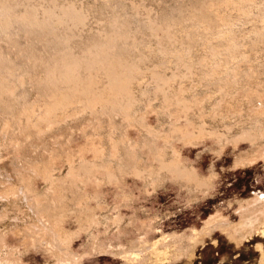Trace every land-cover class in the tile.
<instances>
[{"label": "rangeland", "instance_id": "obj_1", "mask_svg": "<svg viewBox=\"0 0 264 264\" xmlns=\"http://www.w3.org/2000/svg\"><path fill=\"white\" fill-rule=\"evenodd\" d=\"M223 2L0 0V192L5 196L10 184H20L32 194V211L14 195L0 198V264H264L263 206L258 210L261 202L253 203L259 202L255 195H264V157L259 156L264 138L252 145L242 133L252 109L264 103V0ZM228 20L235 25L227 27ZM219 32L229 33L238 48H228ZM111 71L129 87V100L124 91V97L115 95ZM69 72L76 82L68 80ZM73 83L101 90L107 103L97 101L92 109L73 99L56 111L58 117H41L52 100L50 91L67 92ZM166 91L185 96L193 122L226 134L222 142L208 135L194 143L179 141L173 122L184 120ZM107 98L117 103L112 107ZM100 145L103 157L97 156ZM172 148L193 175L164 167ZM79 155L98 164L86 169L78 164ZM239 156L253 162L235 165ZM106 159L114 176L100 165ZM48 172L55 182L45 177ZM216 212L230 226L200 231L203 219ZM36 214H45L54 229L72 233L69 245L53 249V236L37 228ZM82 223L87 227L81 229ZM171 233L181 236L184 247L190 242L186 254L176 257L174 246H162L172 242Z\"/></svg>", "mask_w": 264, "mask_h": 264}, {"label": "bare ground", "instance_id": "obj_2", "mask_svg": "<svg viewBox=\"0 0 264 264\" xmlns=\"http://www.w3.org/2000/svg\"><path fill=\"white\" fill-rule=\"evenodd\" d=\"M224 2L226 3V4H229L230 5V2H233V0H224ZM223 2V4L224 5H226L225 3ZM234 2H235V0H234ZM233 2V3H234ZM222 4V5H223ZM227 6V5H226ZM4 6H2V8H3ZM66 7V6H65ZM70 7V6H69ZM73 8V7H72ZM72 8H70V9H72ZM253 8V7H252ZM66 9V8H65ZM69 9V8H68ZM212 9V8H211ZM73 10V9H72ZM72 10H70V12H74V10L72 11ZM4 12H5V10H4ZM31 12H33V11H31ZM30 12V13H31ZM50 12V11H49ZM249 13L250 12H246V15L247 16H249ZM70 14V13H69ZM72 14V13H71ZM210 14V13H209ZM243 14H245V11H244V13ZM21 15V14H20ZM23 15V14H22ZM27 15V14H26ZM25 15V16H26ZM66 15V14H65ZM214 15V14H213ZM16 16V15H15ZM55 16V15H54ZM64 16V15H63ZM247 16H246V18H247ZM9 17V16H8ZM23 17V16H22ZM34 17V16H33ZM24 18V17H23ZM36 18V17H35ZM220 18V17H219ZM30 18H28V20H29ZM51 19V18H50ZM209 19H210V16H209ZM6 20H8L7 19V17H6ZM5 20V21H6ZM25 20H26V18H25ZM34 20V19H33ZM30 21V20H29ZM31 21H32V19H31ZM52 21V20H51ZM64 21V20H63ZM239 21V20H238ZM263 21H264V19H263ZM3 22V21H2ZM33 22V21H32ZM31 22V23H32ZM50 22V21H49ZM209 22V21H208ZM7 23V22H6ZM39 23V22H38ZM226 23L228 24V26L227 27H231L235 22H234V20H228V22L226 21ZM264 23V22H263ZM29 24V23H28ZM34 24V23H33ZM226 24V25H227ZM6 25V24H5ZM5 25H3V26H5ZM23 25V24H22ZM225 25V26H226ZM235 25V24H234ZM241 26V25H240ZM27 27V26H26ZM29 28V27H28ZM167 29V28H166ZM222 29V28H221ZM226 30V29H225ZM224 30V31H225ZM229 30H231V29H229ZM251 30V29H250ZM255 30V29H254ZM220 31V30H219ZM218 33V32H217ZM224 33V32H223ZM223 33H220L219 32V37H217V38H219L221 41L223 40V39H225L224 41L226 42V44H227V47L228 48H230V49H234V48H238L237 47V44L239 45V43H236L235 42V40L233 39V37H229L228 35H229V33H227V34H223ZM226 33V32H225ZM231 33V32H230ZM216 41V40H215ZM191 43V42H190ZM187 45H188V43H187ZM224 45V44H223ZM212 47V46H211ZM226 47V46H225ZM216 48V47H215ZM190 49V48H189ZM213 49V47L211 48V50ZM217 49H218V47H217ZM226 49V48H225ZM232 49V50H233ZM214 50V49H213ZM216 51V50H215ZM214 51V52H215ZM213 53V52H212ZM179 55H181V54H179ZM177 56H178V54H177ZM176 57V56H175ZM179 57V56H178ZM177 57V58H178ZM122 58V57H121ZM218 58V57H217ZM180 59H182L181 57H180ZM216 59V58H215ZM103 60H105V58L103 59ZM227 60V59H226ZM106 61V60H105ZM215 61H217L218 62V60H215ZM74 64H77V63H74ZM73 63H72V65H74ZM109 64V63H108ZM107 64V65H108ZM216 64V63H215ZM220 64V63H219ZM219 64H218V66H219ZM78 65H79V62H78ZM86 65H87V63H86ZM75 66V65H74ZM115 66V65H114ZM112 67H113V65H112ZM72 68V67H71ZM134 68V67H133ZM53 70V69H52ZM72 70V69H71ZM74 70V69H73ZM72 70V71H73ZM109 70V69H108ZM110 70H113V69H111L110 68ZM233 71V70H232ZM112 73H111V77H112V83L114 84L113 85V87H114V89H112V87H111V89L112 90H114L115 91V95H121L122 94V96L124 97V95H123V93L124 92H126L125 94L128 96L127 97V99L129 100L130 99V97H131V94H130V89H128V88H126L125 86L123 87V86H121L120 85V77L121 76H119V75H117L119 72H116L115 73V71H111ZM129 72V71H128ZM128 72H127V75L125 76V79H126V77L128 76V78H131L130 77V75L132 74V73H130V75H128ZM226 72V71H225ZM228 73V72H227ZM226 73V74H227ZM233 73H235L236 74V71L235 72H233ZM73 74V72L72 73H68V74H66V77L68 78V80L69 81H75V77H76V74H74V76L71 75ZM124 73L122 72L120 75H123ZM126 74V73H125ZM225 74V73H224ZM154 75H155V73H154ZM64 76V75H63ZM79 76V75H78ZM65 77V78H66ZM221 77H223V76H221ZM224 77H225V75H224ZM47 78V77H46ZM52 78H54V77H52ZM62 78H64V77H62ZM82 78V77H81ZM127 78V79H128ZM80 79V78H79ZM126 79V80H127ZM217 79V78H216ZM229 79V78H228ZM55 80V79H54ZM64 80H66V79H64ZM220 80V78L218 79V81ZM53 81V80H52ZM225 81H227V79L225 80ZM233 81V80H232ZM54 82V81H53ZM56 82V81H55ZM76 82V81H75ZM128 82V81H127ZM222 82H224V81H222ZM227 82H229V80L227 81ZM72 83V82H71ZM92 83V82H91ZM65 84V83H64ZM77 84V83H76ZM225 84V83H224ZM222 85V84H221ZM2 86V85H1ZM54 86V85H53ZM56 86V85H55ZM60 86V85H59ZM70 86V85H69ZM89 87H87V89H83V87L81 88V87H79V86H76L75 85V83H73V85L72 86H70L69 88H68V90L69 91H67V92H60V93H58L57 91V89L54 91V89H52L53 91L51 92L50 91V93H51V101H49L48 103H46V105H44V108H43V111L41 112V117H43V118H45V119H53L52 117H55V116H57L58 115V113L56 112V111H58V109L60 110V108L62 107H64L65 106V104L67 103V106H68V104L74 99H80L81 100V102H82V104L84 105L83 107H89V108H94V106H95V103H97V101H100V102H102L103 104H106L107 102L104 100V98H106V97H104L103 96V94H101V93H99V92H101V90L98 92L97 91V88H96V90L94 89V88H92L91 87V85L89 84L88 85ZM219 86H220V82H219ZM225 86V85H224ZM231 86V85H230ZM66 87V86H65ZM64 87V88H65ZM226 87H227V85H226ZM58 88V87H57ZM219 88V87H218ZM228 88V87H227ZM46 89V88H45ZM225 89V88H224ZM44 90V89H43ZM227 90V89H226ZM106 91V90H105ZM124 91V92H123ZM221 91V90H220ZM164 92V91H163ZM222 92H223V90H222ZM50 93H49V95L48 96H50ZM229 92L228 91H225V96L228 94ZM259 94V93H258ZM57 95V96H56ZM115 95H113L112 97H114ZM126 95H125V97H126ZM223 95V94H222ZM165 96H166V98L168 99V101H170L171 102V104H172V102H174V104L175 105H177V107H178V110H179V113L181 112L182 113V117H183V120H184V124H181L180 122H179V120L180 119H178V120H175V122H173L174 124V126H173V128H174V131H179L178 133H177V137L180 139L179 141H183V142H192V143H194V138H199V136H203V135H208V136H211V137H214V138H216V139H220V141L222 140L221 138L222 137H225L226 136V134H225V136L222 134L223 132H221V131H219V130H217V129H209L210 131L208 132V130H206V128H205V125H204V123L206 124V122H202V123H199V122H197L198 123V125H196V122H193V119H192V117L187 113V110L191 107V104H190V102H188L187 101V99H185V96L184 97H182V96H180L179 94H177V95H171V94H169V93H167V91H166V93H165ZM90 97H92L91 99H90ZM109 97V96H108ZM117 97V96H116ZM115 97V98H116ZM258 97V96H257ZM114 98V99H115ZM259 98H260V95H259ZM107 99H110V98H107ZM83 100V101H82ZM116 101H117V99H115ZM124 100V99H123ZM122 100V101H123ZM223 100V99H222ZM109 101V100H108ZM110 101L112 102L111 103V105L112 104H115V102H114V100H111L110 99ZM109 101V102H110ZM221 101V100H220ZM257 101H262L261 100V98H260V100L258 99ZM76 102V101H75ZM74 102V103H75ZM124 102V101H123ZM169 102V103H170ZM117 103V102H116ZM194 103H195V101H194ZM71 104H73V103H71ZM76 104V103H75ZM78 104V103H77ZM196 104H197V102H196ZM218 104V106L220 105V102L219 103H217ZM216 104V105H217ZM258 104V103H257ZM257 104H255V106L257 107ZM261 104V103H260ZM119 105V104H118ZM121 105V104H120ZM130 105H131V103H126V104H124V107H126V108H130ZM192 105H193V103H192ZM261 105H263V106H261V108H254V109H252L253 110V114H251V115H249L250 117L248 118V120H249V122H250V126H248V128L246 127H243V130H242V133H244V134H246V135H248L249 136V139H250V142H251V144L253 145V144H257V141L259 142L262 138H264V127L263 126H261V119H260V117H261V115H263L264 114V103H262ZM81 106V105H80ZM103 106V105H102ZM107 106H108V104H107ZM106 106V107H107ZM114 105H112V107H113ZM123 106V105H122ZM129 106V107H128ZM197 106V105H196ZM201 106V105H200ZM97 107V106H96ZM120 107V106H119ZM259 107V106H258ZM42 108V107H41ZM102 108H104V106L102 107ZM83 109V108H82ZM95 109V108H94ZM120 109V108H119ZM217 109H219V107H217ZM40 110V109H39ZM107 110V109H106ZM123 110V109H122ZM127 110V109H126ZM197 110V109H196ZM29 111V110H28ZM30 111H34V107L30 110ZM41 111V110H40ZM116 111V110H115ZM178 112V111H177ZM34 113V112H33ZM37 113V112H36ZM127 113V112H126ZM193 113H195V110H194V112ZM40 114V113H39ZM128 114H129V112H128ZM196 114H198V116L201 118L202 117V119H203V111H202V109L201 108H198V111L196 112ZM31 116V115H30ZM264 116V115H263ZM58 117V116H57ZM215 117V116H214ZM178 117L176 116V119H177ZM181 118V117H180ZM47 119V120H48ZM201 120V119H200ZM263 120V119H262ZM205 121V120H204ZM29 122V121H28ZM238 123V122H237ZM147 125H145V127H146ZM149 126V125H148ZM227 127V126H226ZM148 128V127H147ZM150 130V129H149ZM225 133V132H224ZM244 134H242V135H244ZM245 135V136H246ZM163 137H166V138H164V139H166L168 142H169V140H168V138L169 137H171L170 135H169V137L167 136V135H165V136H163ZM204 138V137H203ZM227 138V137H226ZM111 139H113V138H111ZM163 139V138H162ZM192 139H193V141H192ZM200 139V138H199ZM203 140V139H202ZM263 140V139H262ZM198 141V140H197ZM216 141H218V140H216ZM199 142V141H198ZM203 142V141H202ZM222 142V141H221ZM191 143V144H192ZM101 144V143H100ZM222 144V143H221ZM260 144L261 143H259V145H257V146H260ZM198 145V144H197ZM96 146H98V145H96ZM191 146V145H190ZM192 146H195L194 144L192 145ZM93 147V146H92ZM252 147H254V146H252ZM94 148H95V146H94ZM97 148V147H96ZM95 148V149H96ZM179 148V147H178ZM255 148V147H254ZM259 148H262V147H259ZM264 148V147H263ZM263 148H262V150H263ZM93 149V148H92ZM91 149V150H92ZM116 149V148H115ZM172 150V157L170 158V160L168 161V162H166V161H163V165H164V167L165 166H167V167H169V166H171L172 165V167L173 166H176V168H177V173H179V174H186V175H193V173H192V169L191 168H187V166H184L183 165V163H182V161H180V155H179V151H178V149L176 150V149H174V148H172L171 149ZM258 150V149H257ZM81 151H82V149H81ZM93 151V150H92ZM96 152H97V150H95ZM93 153L94 155L95 154H97V153ZM104 154H105V149H104V147L102 146V145H100L99 147H98V154H97V156L98 157H103L104 156ZM111 154V153H110ZM256 154H257V152H256ZM93 155V156H94ZM108 155V154H107ZM113 155V154H112ZM115 155V154H114ZM96 156V155H95ZM258 156V155H257ZM257 156L255 155L254 157H255V160H256V158H257ZM260 157H264V154L262 153H260V155H259ZM97 157V158H98ZM240 157V156H239ZM253 157V158H254ZM182 158H184V157H182ZM250 158V157H249ZM249 158H246L245 156L244 157H240L239 159H237V160H235V165H243V164H245V163H249V162H251L252 161V159H249ZM80 159V160H79ZM79 163L78 164H80V166H84V167H86V169H87V167H89V168H93V167H95L98 163H96L95 161H92V160H86L84 157H82V156H80L79 155ZM94 159H95V157H94ZM107 159H108V156H107ZM106 159V160H107ZM110 159V158H109ZM254 160V159H253ZM74 162V159H72V158H70L69 159V163H70V173L72 172L73 174L75 173L74 172V170H75V164L73 163ZM253 162V161H252ZM162 163V162H161ZM187 164V163H186ZM100 165L101 166H103L104 168H105V173H106V175L107 176H114V171H113V169H112V163L110 162V161H108L107 160V162H105V161H103L102 163H100ZM248 165V164H247ZM192 167V166H191ZM88 168V169H89ZM54 169V168H53ZM104 170V169H103ZM92 171H93V169H92ZM194 171V170H193ZM32 172H34V171H32ZM80 172V171H79ZM213 172V171H212ZM50 173V174H49ZM69 173V172H68ZM69 173V174H70ZM101 173V172H100ZM149 173V172H148ZM46 175H45V177L49 180V181H51L50 183H53V182H55L56 180H57V178H54V175H53V173L52 172H48V174L47 173H45ZM151 175V174H150ZM196 174H194V176H195ZM197 176V175H196ZM195 176V177H196ZM200 175H198V177H199ZM188 177V176H187ZM194 177V178H195ZM197 177V178H198ZM99 178V177H98ZM205 178V177H204ZM83 179V178H82ZM191 179L193 180V178L191 177ZM208 179V178H207ZM8 180V179H7ZM24 180V179H23ZM22 180V181H23ZM46 180V179H45ZM100 180H102V179H100ZM118 180V179H117ZM195 180V179H194ZM198 180V179H197ZM97 181H99L98 179H97ZM201 181V180H200ZM204 181H205V179H204ZM23 184V183H22ZM15 185V184H14ZM13 184H10L6 189L8 190V191H6V195L4 196V194L2 193V192H0V193H2L3 195L1 196L0 195V198H1V200H7L8 201V199H10L9 197L10 196H12V195H14V197H16V198H18V200L22 203V204H27L28 205V207H29V209L28 210H31L32 211V204L31 203H29L28 202V200H29V197L32 195L31 193H28V190L26 191L24 188H23V186H21L20 184L18 185V186H14ZM27 186V185H26ZM30 186H31V184H30ZM30 186H27L28 188L30 187ZM27 187H26V189H27ZM30 188H32V187H30ZM34 189V188H33ZM36 189V188H35ZM30 190V189H29ZM5 191V190H4ZM32 190H30V192H31ZM34 191V190H33ZM37 193H39L37 190H35ZM27 192V193H26ZM9 193V194H8ZM30 196H29V195ZM261 194V193H260ZM33 195H34V193H33ZM126 196V195H125ZM263 196V198L262 199H264V195H262ZM32 197V196H31ZM37 197V195H35V198ZM260 197L258 196L257 197V195H255V197H254V201H259V202H253L252 200H248L249 202L248 203H251V202H253V203H260V205H257V207H258V210H262L263 212H264V203H262V199H260ZM34 198V199H35ZM94 198V197H93ZM258 198H259V200H258ZM40 200V198H38L37 197V200H35L36 202L38 201V204H40V202H39V200ZM243 200V199H242ZM261 200V201H260ZM10 201V200H9ZM251 201V202H250ZM32 202H33V200H32ZM264 202V201H263ZM255 204H253L254 206H255ZM35 205V204H34ZM252 205V204H251ZM38 206V205H37ZM99 206V205H98ZM101 206V205H100ZM100 206H99V208H100ZM240 206V205H239ZM245 206H246V204H245ZM261 206H263V207H260ZM241 207V206H240ZM35 208V207H34ZM33 208V211L34 210H37V209H34ZM38 208V207H37ZM39 208H40V206H39ZM38 208V210H40ZM255 208V207H254ZM260 208V209H259ZM42 209V208H41ZM101 209V208H100ZM106 209V208H105ZM244 209V208H243ZM38 210L36 211V212H38ZM102 210V209H101ZM117 210V209H116ZM261 211V212H262ZM2 212V211H1ZM41 212V210L39 211V213ZM42 212H44L43 210H42ZM41 212V213H42ZM260 212V211H259ZM34 213V212H33ZM116 214V213H115ZM260 214V213H259ZM264 214V213H263ZM38 214H36V216H37ZM44 215L45 214H42V215H38L37 216V222L40 224V226H37V228L38 227H40L39 229H41L42 230V232L44 231V232H46V233H48V234H50V235H48V234H46V235H48L49 236V238H50V236H53V240L55 241V243H56V245H54V247L55 248H53V249H56L57 247L59 248H61L62 250H63V246L65 245V246H67V245H69L68 243H69V241H70V239L73 237L72 236V233H68L66 230H64L63 228H61V227H58L57 229H54L53 227H51L49 224H48V219H46V218H43L44 217ZM109 215V214H108ZM1 216H2V214H1ZM48 216V215H47ZM46 216V217H47ZM96 216V215H95ZM115 216H117V215H115ZM262 216V215H261ZM49 217V216H48ZM108 217V216H107ZM119 217V216H118ZM1 218V217H0ZM49 218H51V217H49ZM63 218V217H62ZM96 218L98 219L99 218V216H96ZM102 218V217H101ZM119 219V218H118ZM147 220V219H146ZM152 220V219H151ZM50 221L52 222V219H50ZM87 221V225H89L90 224V222L92 223L93 221H94V216H92V217H88V219L86 220ZM97 221H99V219L97 220ZM203 221H204V226L201 228V230H200V228H199V230L200 231H203V232H208V230L209 229H211V228H220V230H225V227H227V226H230V225H228V223H227V221H226V219L225 218H223L220 214H218L217 212L216 213H213V214H210L209 216H207L205 219H203ZM202 221V222H203ZM264 222V221H263ZM99 223H101V222H99ZM98 223V224H99ZM39 224H37V225H39ZM107 224H108V222H107ZM153 224V223H152ZM31 225H35V224H31ZM31 225H30V227H31ZM95 225H97V222L95 223ZM109 225V224H108ZM148 225V224H147ZM61 226H62V224H61ZM106 225H104L103 226V228L105 227ZM157 226V225H156ZM36 227V226H35ZM81 229H84V228H86L87 226L86 225H84L83 223L82 224H80V226H79ZM91 227H93V226H91ZM91 227H90V229H91ZM150 227V226H149ZM36 228V229H37ZM96 228V227H95ZM222 228V229H221ZM31 229V228H30ZM89 229V230H90ZM98 229V228H97ZM32 230H34L33 229V227H32V229H31V231ZM38 230V229H37ZM36 230V231H37ZM88 230V231H89ZM110 230V229H109ZM189 230H191V229H189ZM193 230V229H192ZM198 230V231H199ZM75 231V230H74ZM87 231V232H88ZM96 231V230H95ZM199 231V232H200ZM79 232V231H78ZM103 232V231H102ZM112 232V231H111ZM182 232V231H181ZM189 232V231H188ZM30 233V232H29ZM34 233V232H33ZM191 233H192V231H191ZM36 234V233H35ZM40 233H38V235H39ZM44 234V233H43ZM90 234H91V232H90ZM188 234V236L189 235H192V234H189V233H187ZM198 234V233H197ZM31 235V234H30ZM37 235V236H38ZM103 235V234H102ZM194 235H195V233H194ZM34 236H36V235H34ZM33 236V237H34ZM93 236H94V234H93ZM166 236V235H165ZM165 236H164V238H163V242H164V239H165ZM167 236H169L168 238H171V240L170 241H172L170 244H166V243H162V246H164V245H166V248L167 247H169L170 245H172V246H170V248H172L173 246V248H172V250L175 248L176 249V251H178V253H176V257H178L179 255H184V254H186V252L189 250V249H187V247L189 246L188 244L190 243H188V244H186L187 245V247H184V244L180 241V239H178V238H180L181 236H178V235H175L174 233H171L170 235H167ZM184 236V235H183ZM183 236H182V238H181V240L182 239H184L183 238ZM47 237V236H46ZM95 237V236H94ZM144 237V236H143ZM191 237V236H190ZM190 237H189V240H190ZM32 238V237H31ZM37 238V237H36ZM96 238V237H95ZM160 238V237H159ZM158 238V239H159ZM175 238H177L178 239V241H177V239H175ZM194 238V237H193ZM197 238V237H196ZM152 239V238H151ZM162 239V238H161ZM192 239V238H191ZM144 240V239H143ZM149 240V239H148ZM157 240V239H156ZM193 240V239H192ZM199 240V239H198ZM33 241V240H32ZM159 241H161V240H158V242ZM161 241V242H162ZM177 242V245H175L176 243H174V242ZM134 242H137V241H134ZM142 242V241H141ZM154 242V241H153ZM156 242V241H155ZM154 242V243H155ZM179 242V243H178ZM180 242H181V244H183V245H178V244H180ZM183 242H185L184 240H183ZM52 243V242H51ZM140 243V242H139ZM153 243V244H154ZM105 244V243H104ZM141 244V243H140ZM147 244V243H146ZM156 244V243H155ZM158 244V243H157ZM156 244V245H157ZM193 244V243H192ZM63 245V246H62ZM136 245V244H135ZM135 245H133V246H135ZM142 245V244H141ZM148 245V244H147ZM159 246H160V243L158 244ZM130 246V245H129ZM149 246V245H148ZM154 246V245H153ZM176 246V247H175ZM258 246V248H259V244L257 245ZM53 247V246H52ZM111 247V246H110ZM140 247V246H139ZM139 247L137 248L138 250H139ZM156 247V246H155ZM161 247V246H160ZM191 247V246H190ZM57 248V249H58ZM60 248H59V250H60ZM66 248V247H65ZM115 248V247H114ZM136 248V247H135ZM143 248H145V247H143ZM152 248V247H151ZM154 248V247H153ZM161 248H163V247H161ZM160 248V249H161ZM165 248V247H164ZM68 249H69V246H68ZM67 249V250H68ZM110 249V248H109ZM109 249H108V252H109ZM147 248H145V252L147 251V250H150L149 248L146 250ZM159 249V250H160ZM153 250L154 249H152V252H153ZM56 251V250H55ZM64 251H65V249H64ZM69 251V250H68ZM71 251V250H70ZM106 251H107V249H106ZM106 251H105V253H106ZM112 251V250H111ZM135 251V250H134ZM133 251V253H135ZM164 251V250H163ZM261 251V253H262V255L264 254V251H262V250H260ZM62 252V251H61ZM72 252V251H71ZM71 252H70V254H71ZM132 252V251H131ZM155 252V251H154ZM153 252V253H154ZM53 253V252H52ZM72 253H74V252H72ZM112 253V252H111ZM110 253V254H111ZM151 253V252H150ZM156 253V252H155ZM171 253V252H170ZM65 255H66V252L64 253ZM103 254V253H102ZM107 254V253H106ZM114 254H116V253H114ZM172 254V253H171ZM123 255V254H122ZM121 255V256H122ZM138 255V252H137V254H136V256ZM141 255H144V254H141ZM145 255H147V254H145ZM149 255V254H148ZM147 255V256H148ZM175 255V254H174ZM56 256V255H55ZM67 256H68V252H67ZM74 256V255H73ZM146 256V257H147ZM150 256V255H149ZM148 256V257H149ZM155 256H156V254H155ZM170 256V255H169ZM191 256V255H190ZM70 257H71V255H70ZM138 257H139V255H138ZM152 257H153V255H152ZM151 257V258H152ZM192 257V256H191ZM134 258H136V257H134ZM171 258H173V256H171ZM187 258V257H186ZM69 259V258H68ZM139 259V258H138ZM154 260H155V257L153 258ZM168 259V258H167ZM173 259H175V258H173ZM172 259V260H173ZM146 260V259H145ZM153 260V261H154ZM134 261H136V260H134ZM147 261V260H146ZM67 262V261H66ZM137 262V261H136ZM161 262V261H160ZM169 262H171V261H169ZM173 262V261H172ZM69 263V262H68ZM139 263V262H138ZM147 263V262H146ZM145 263V264H146ZM154 263V262H153ZM155 263H156V261H155ZM167 263H168V261H167ZM142 264V263H141ZM170 264V263H169Z\"/></svg>", "mask_w": 264, "mask_h": 264}]
</instances>
